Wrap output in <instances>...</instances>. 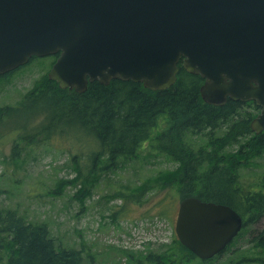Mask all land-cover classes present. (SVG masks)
<instances>
[{
    "label": "water",
    "instance_id": "water-1",
    "mask_svg": "<svg viewBox=\"0 0 264 264\" xmlns=\"http://www.w3.org/2000/svg\"><path fill=\"white\" fill-rule=\"evenodd\" d=\"M58 54L48 76L84 92L114 78L158 90L185 69L204 77V101L254 100L264 131V0H0V74ZM244 220L229 205L187 196L175 230L202 259L222 252Z\"/></svg>",
    "mask_w": 264,
    "mask_h": 264
},
{
    "label": "trees",
    "instance_id": "trees-1",
    "mask_svg": "<svg viewBox=\"0 0 264 264\" xmlns=\"http://www.w3.org/2000/svg\"><path fill=\"white\" fill-rule=\"evenodd\" d=\"M52 56L51 63L56 54ZM47 57L32 56L29 62ZM178 66L177 81L158 90L131 79L114 78L109 84L89 82L84 92H77L61 88L58 81L49 78L47 70L17 104L0 106V111L12 118H26V124L17 125L22 128L20 137L33 142L39 141L40 136L49 140L71 130L92 135L97 149L81 180L82 203L103 173L115 172L138 157L139 149L146 143L165 152L178 161L176 168L148 177L132 189L134 195H144L160 184L175 185L181 199L194 195L229 205L245 216L238 241L252 223L264 217V181H243L241 173V168L258 166L256 159L264 155V131L257 133L251 126L261 107L254 100L231 98L223 105L207 103L201 95L204 77L187 71L182 59ZM21 67L0 74V85ZM160 121L165 123L164 128L159 129ZM63 125L64 129L58 130ZM83 175L78 168L72 181ZM67 182L60 179L56 191L61 192ZM6 192L0 186V194ZM107 195L120 196L125 202L132 198L130 192L122 189ZM138 200L142 201L140 197ZM249 240L262 254L255 260L264 264V229ZM174 242L173 251L181 260L189 258L185 255L197 257L177 237ZM0 253L8 255L6 264H83L85 260L81 248L57 241L48 222L29 220L17 208L4 206H0ZM164 255V261L152 254L132 255L129 264H163L167 261ZM91 264H98L94 255Z\"/></svg>",
    "mask_w": 264,
    "mask_h": 264
},
{
    "label": "rangeland",
    "instance_id": "rangeland-1",
    "mask_svg": "<svg viewBox=\"0 0 264 264\" xmlns=\"http://www.w3.org/2000/svg\"><path fill=\"white\" fill-rule=\"evenodd\" d=\"M52 59V55L34 59L8 75L0 85V106L17 104L50 69ZM4 114L0 111V186L8 192L0 194V206L17 208L29 220L48 222L58 242L83 250V264H91L92 255L98 264H129L132 255L150 254L160 260L166 254L167 261L163 264H263L255 260L262 254L252 247L254 241L249 237L264 229V217L252 223L222 256L211 261L189 255L181 260L175 254L172 245L178 238L175 221L180 192L175 185L162 184L144 195L138 192L134 195L132 191L148 177L176 168L178 161L165 152L146 143L139 149L138 157L115 172L103 173L82 203L81 180L88 173L97 149L92 135L71 130L49 140L40 136L39 141L33 142L20 137L22 128L17 125L26 124V118ZM159 126L164 128L165 123L160 121ZM63 129L64 125L58 130ZM256 160L258 166L241 168L243 181H264V155ZM78 168L84 175L74 182ZM62 178L67 179V185L57 192V183ZM117 189L130 192L132 202L107 195ZM7 256L0 253V264H6Z\"/></svg>",
    "mask_w": 264,
    "mask_h": 264
},
{
    "label": "flooded vegetation",
    "instance_id": "flooded-vegetation-1",
    "mask_svg": "<svg viewBox=\"0 0 264 264\" xmlns=\"http://www.w3.org/2000/svg\"><path fill=\"white\" fill-rule=\"evenodd\" d=\"M244 220H245V216H244ZM237 240V238L234 240V241H236ZM233 243V242H232ZM227 249V248H226ZM226 249H225V251L223 252V253H225L226 252Z\"/></svg>",
    "mask_w": 264,
    "mask_h": 264
},
{
    "label": "bare ground",
    "instance_id": "bare-ground-1",
    "mask_svg": "<svg viewBox=\"0 0 264 264\" xmlns=\"http://www.w3.org/2000/svg\"><path fill=\"white\" fill-rule=\"evenodd\" d=\"M56 93V92H55ZM48 94V93H47ZM49 101V100H48ZM48 103V102H47ZM50 103V102H49ZM59 119V118H58ZM76 121V120H75ZM56 125H58V124H56ZM53 127V126H52ZM55 128V127H54Z\"/></svg>",
    "mask_w": 264,
    "mask_h": 264
}]
</instances>
